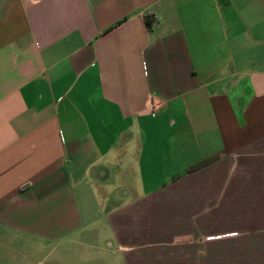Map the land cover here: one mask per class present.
<instances>
[{"label":"crops","instance_id":"0c3cea01","mask_svg":"<svg viewBox=\"0 0 264 264\" xmlns=\"http://www.w3.org/2000/svg\"><path fill=\"white\" fill-rule=\"evenodd\" d=\"M180 235L264 264V0H0V249L154 264Z\"/></svg>","mask_w":264,"mask_h":264},{"label":"rangeland","instance_id":"374dc122","mask_svg":"<svg viewBox=\"0 0 264 264\" xmlns=\"http://www.w3.org/2000/svg\"><path fill=\"white\" fill-rule=\"evenodd\" d=\"M227 193V192H225ZM223 192L221 193L222 196ZM224 195V194H223ZM248 195L245 197L246 203L248 204V206H246V208H241V209H235L233 207L231 208H225V218L226 220H230V219H235V218H242V220L245 219H250L252 214V209L251 207H249V195L248 192L245 194ZM227 195L223 196V201H226ZM181 226H170V231H177L178 228H180ZM179 231V230H178ZM193 232H196L193 229ZM231 234L233 237L236 235V233L231 232V233H227V234H219L215 237H224L225 235ZM213 237H207L206 240L212 239ZM174 245H176L177 247H181L178 249L177 252V260H170V259H166L165 257H161L158 258V260H155L154 264H190L189 263V256L190 253H192L195 257L198 258V261L201 264L202 261V256L199 255L202 251V248H204V250H207L209 253H211L210 258H207L206 260L209 259L208 264H218L217 262L221 259V255L218 253V248L216 246H202L201 242L196 241V240H191V237H187L186 235H180L177 236L175 238H173V241H171ZM111 244V249H113V244L112 242H109ZM200 244V245H196ZM104 244V243H103ZM100 247L101 249L105 248V245H103ZM190 244V248L189 247H185V245ZM106 249V248H105ZM106 252H109V249L105 250ZM196 251L199 252L198 255H196ZM194 252V253H193ZM48 250L47 248H44V250H42L41 253L36 254V255H32L30 256L29 260L25 263H21L20 261L22 260V258H20V255H18L16 252L14 251H10L9 249H0V264H60L57 263L58 259L56 257V252L54 253V251H50L48 254ZM46 255V256H45ZM55 255V256H54ZM208 256V255H207ZM148 258L142 257L140 256L139 258H136L135 260H137L139 263L144 264L145 261H147L145 264H150V260H147ZM194 259V257H193ZM134 260V261H135ZM195 260V259H194ZM143 261V262H142ZM188 261V262H187ZM79 263V262H78ZM76 263H64V264H78ZM105 263V262H104ZM136 263V261H135ZM204 263V261H203ZM82 264V263H80ZM106 264V263H105ZM109 264V263H108ZM137 264V263H136Z\"/></svg>","mask_w":264,"mask_h":264},{"label":"trees","instance_id":"16d2710c","mask_svg":"<svg viewBox=\"0 0 264 264\" xmlns=\"http://www.w3.org/2000/svg\"><path fill=\"white\" fill-rule=\"evenodd\" d=\"M153 22H154V18L152 16L144 17V24H145V27L147 30L151 29ZM211 161L212 160H207V161L201 162V163L197 164L196 166H193L192 168H190L188 171H193L195 169L203 167L204 165L209 164Z\"/></svg>","mask_w":264,"mask_h":264},{"label":"built area","instance_id":"2783aa9c","mask_svg":"<svg viewBox=\"0 0 264 264\" xmlns=\"http://www.w3.org/2000/svg\"><path fill=\"white\" fill-rule=\"evenodd\" d=\"M227 236H232L231 234H228V235H225L224 237H227Z\"/></svg>","mask_w":264,"mask_h":264}]
</instances>
